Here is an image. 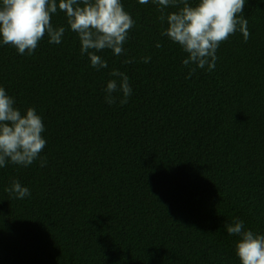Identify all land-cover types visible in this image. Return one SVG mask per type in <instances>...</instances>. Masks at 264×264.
Listing matches in <instances>:
<instances>
[{
	"label": "trees",
	"instance_id": "1",
	"mask_svg": "<svg viewBox=\"0 0 264 264\" xmlns=\"http://www.w3.org/2000/svg\"><path fill=\"white\" fill-rule=\"evenodd\" d=\"M121 3L135 25L124 53H97L107 68L59 10L60 44H0V86L36 109L47 142L45 167H0V264H240L224 225L264 234V0H246L247 42L230 35L190 77L153 0ZM113 69L132 87L123 105L105 101ZM13 179L31 195H10Z\"/></svg>",
	"mask_w": 264,
	"mask_h": 264
},
{
	"label": "clouds",
	"instance_id": "2",
	"mask_svg": "<svg viewBox=\"0 0 264 264\" xmlns=\"http://www.w3.org/2000/svg\"><path fill=\"white\" fill-rule=\"evenodd\" d=\"M147 4L148 0H138ZM160 12L159 20L167 27L161 35L178 44L187 58L182 63L189 68V77L201 69L212 71L218 59L216 52L221 43L237 31L244 41L250 37L248 21L242 15L246 0H153ZM174 9L166 11V9ZM65 13L67 25L78 34L80 52L90 58L91 66L97 70L107 68V62L97 55L106 49L119 56L124 53V44L135 21L125 10L121 0H0V44L14 47L19 54L31 55L39 42L47 35L50 44H60L65 27H54L52 14ZM162 45L157 42L156 47ZM151 57H143L144 63ZM128 59L125 63H133ZM114 77L107 82L105 101L111 105L117 95L121 105L128 102L132 87L126 73L113 69ZM45 130L43 118L34 107L23 113L15 106V100L0 86V167L9 162L27 167L37 159L40 166L47 164L40 154L46 146L42 135ZM14 198L23 199L31 195L29 188L13 179L5 189ZM229 235H235V253L240 264H264V234L246 229L241 219L224 225Z\"/></svg>",
	"mask_w": 264,
	"mask_h": 264
}]
</instances>
